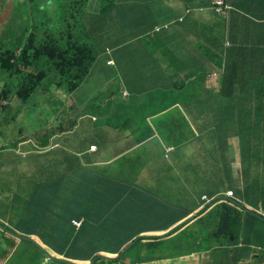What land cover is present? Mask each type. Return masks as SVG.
I'll return each instance as SVG.
<instances>
[{"label": "crops", "instance_id": "crops-1", "mask_svg": "<svg viewBox=\"0 0 264 264\" xmlns=\"http://www.w3.org/2000/svg\"><path fill=\"white\" fill-rule=\"evenodd\" d=\"M211 1L127 0L136 4L130 19L122 10L99 18L94 42L113 27L83 85L73 93L58 86L49 93L39 90L35 101L17 106L13 100L10 108L18 109L20 131L30 127L32 107L50 108L48 128L22 132L17 151L16 143L3 144L6 136L0 143V168L10 166L0 177L11 178L13 166L25 175L17 187L0 184V201L3 194L8 201L18 197L16 217L22 220L28 211L34 183L106 187L104 179L111 178L141 185L155 197L148 202V217L135 216L152 228L120 254L98 256L121 258L138 242L114 264H264V24L259 22L264 0H237L244 12L235 0H225L230 9L223 15L215 13ZM46 3L52 15L62 5ZM89 7L98 12V0ZM145 13L158 20L160 30L143 32L137 16ZM213 52L217 78L211 68L203 70L206 53ZM7 129L4 124L2 131ZM27 132H34L32 138ZM8 201L0 207V235H5L0 264H61L55 259L81 264L74 260L75 251L59 254L65 237H55L58 231L44 239L29 227L30 232L19 229L21 220L9 222ZM223 204L229 208H217ZM68 208L65 221H57L66 231L73 226L66 220H77L73 215L80 211L72 203ZM221 226L229 234L224 229L218 236ZM151 236L162 239L147 249L140 240Z\"/></svg>", "mask_w": 264, "mask_h": 264}, {"label": "trees", "instance_id": "trees-1", "mask_svg": "<svg viewBox=\"0 0 264 264\" xmlns=\"http://www.w3.org/2000/svg\"><path fill=\"white\" fill-rule=\"evenodd\" d=\"M3 1L7 3L8 0ZM32 1L33 6L30 5L31 8L29 6V11H31L29 14L24 8H28L26 3ZM42 1H14L18 10L12 12L9 19H12L15 29L11 28L9 31L12 36L0 38V71L2 76H7L0 92V108L3 110L10 108L16 98L22 104H26L40 90L41 85L50 75L57 76V80L59 78L58 87L68 93H73L92 73L99 58L100 43H103L104 35L113 27L110 25L107 30L98 33L95 42L92 41L90 35L95 34L96 29L98 30L99 27H95L101 23L99 18H112L116 11L119 13L122 10L124 15L127 14L124 18L130 19L136 5L127 0H98L100 8L95 13L89 11L91 8L89 5L91 6L94 0H71L68 6L59 5L52 15L48 12L50 10L47 3L42 4ZM235 2L238 9L247 10L243 6L239 7L241 1L235 0ZM61 14H63L62 23L60 22ZM85 15L89 18L88 26L78 25L77 23L85 21ZM137 17H139V24L143 26V32L155 30L158 27V20L151 19L147 13ZM259 22L264 24V19ZM12 42L15 43L14 46L9 47L13 44ZM203 62L206 65L204 70L211 68L212 72L218 67L213 65L216 62L214 52L206 53ZM217 64L220 65V63ZM203 72L201 76L206 77L207 71ZM237 84L240 86L239 83H234L235 87L238 86ZM182 85L180 88L186 89L183 83ZM223 86L227 87L225 80H222ZM104 181L108 186L105 187L95 182H87L88 187L86 184L65 186L61 181L49 184L34 183L32 184V186L35 185L32 188L33 194L28 197L25 204L28 211L25 212L22 220L14 214L18 205V197L13 196L9 201L3 198L4 200L0 201V207L8 201L6 212L10 216L9 222L14 223V220H21L20 226L18 224L14 226H19V229L23 228L26 232H30L27 229L29 227L33 234L49 239L55 236V231H58L59 236L55 237H65L59 243L62 247L59 254L75 251L78 257L74 260L81 264H88L92 260H94L92 264L98 262L105 264L107 261L109 264L110 259L106 260L105 254L104 258L98 254L101 252L120 254L136 236L151 231L149 230L152 228L151 225L143 224L135 216L148 217L146 211H152L148 207V202L156 199L147 191L131 183L111 178H106ZM71 203L76 205L77 210L80 209L73 215V218L82 219V222L80 227L75 228L70 225L69 231H66L65 226L59 225L57 221H65L67 212L71 211V208H68ZM224 207L229 208L225 204L217 208L223 209ZM215 214L220 216L219 211H215ZM66 221L69 224L71 219ZM161 222L162 220H158V223ZM48 229L53 232L46 233ZM224 229L223 226L219 228L218 236L220 232L225 231L229 234V231L226 229L224 231ZM160 239L162 238L151 236L143 237L140 241L143 240L149 249L153 246L151 242H157L156 245L159 246ZM135 243L128 246L123 256L137 246ZM71 246L73 249L75 246L76 250L69 249L72 248ZM87 253L90 255L82 256ZM94 254L96 255L93 256ZM61 264L66 263L61 262Z\"/></svg>", "mask_w": 264, "mask_h": 264}, {"label": "rangeland", "instance_id": "rangeland-1", "mask_svg": "<svg viewBox=\"0 0 264 264\" xmlns=\"http://www.w3.org/2000/svg\"><path fill=\"white\" fill-rule=\"evenodd\" d=\"M13 1H15V0H8L7 3H4L3 0H0V7L2 8V10L0 11V15H1L0 16V38H3V37L6 38L8 36H12L9 33V31L11 30V28L15 29L12 19H9V16L11 17L12 12L14 13L15 11L18 10L17 9V5H15L13 7ZM69 1L70 0H62V2H61V0H55V2L57 4H62L61 6H67ZM32 4H33V1L32 2H27L26 6L28 8H24V10H26V12L29 13V14H31V11H29V10L31 8L30 5H32ZM95 5H96V2H95ZM29 6H30V8H29ZM12 7H13V10H12ZM82 7H83V5H82ZM11 10H12V12H11ZM6 14H7V16H6ZM19 15H21V13H19ZM64 18H65V16H64ZM88 20H89L88 16L85 15V21L83 23H77V24L78 25H83V26H86V25L88 26V24H89ZM60 22L61 23L63 22V14H61ZM93 37H95L94 33L90 35V38H92V41H93ZM14 44L15 43L11 44L9 47L14 46ZM198 70H201V68H199ZM6 80H7V76H2L1 75V71H0V92H1V90L3 88V86L5 85V81ZM217 81L218 80H215L214 84H216ZM96 82H97V79L92 82V84L89 86V88L93 89L95 84H96ZM57 83L58 82L56 81L55 76H49L43 82V84L41 85L40 90H45L47 93L53 92V91L57 90L56 89L57 88ZM48 95L49 94L45 95L46 98L48 97ZM31 100L35 101L36 98H31ZM37 100L40 101V98H37ZM14 101L15 102H13V104H15V106H17V105H19L21 103V101L18 98L14 99ZM59 104H62V103L60 102ZM63 106L64 107L62 109H65L66 106L65 105H63ZM17 111H18V109L14 110L13 108H6L5 110L0 108V124H3V126H0V143H2V138H4L6 136L5 139H3V144H6V140L8 142H10V143H16V145L13 146V150L14 151H15V149L17 151V149L20 148L19 144H20V137L23 136L21 134L22 132H24V131H26L28 129H37L38 125H40L39 127L42 130H46L48 128V126L44 122L47 121L50 118V108H47V106H45L43 104H39V106L32 107L30 109L29 113H28L30 115V117L33 118L30 121V127H25L22 131H20L21 121H20V118L17 119L18 116H15ZM4 124H6V127L8 128L6 131H2V130H4ZM40 128H38V129L40 130ZM33 133L34 132H32V133L27 132V134H25V135H27L26 138L27 139L32 138V134ZM9 167L10 166L8 164V167H5L3 169L0 168V172L9 171ZM13 167H15V169L11 170V173H12V177L11 178L0 177L1 186H8L10 184L12 187H17L21 183V181L25 180L24 179L25 175H23L24 177H20L19 176V173L21 172L20 167L19 166H13ZM23 174H25V173L23 172ZM139 182L141 184H146L147 183L146 180H144V183H142L141 181H139ZM151 185H156V184H151ZM138 186L140 187L141 185H138ZM1 195H2V193H1ZM2 197L3 198H7L8 195L7 194H3ZM10 197H11V195H10ZM77 221H78V219H77ZM3 236H5V235H0V237H3ZM17 254H18V252H17ZM21 254L23 255V252ZM18 256H20V255L18 254ZM109 264H114V260L110 259Z\"/></svg>", "mask_w": 264, "mask_h": 264}, {"label": "built area", "instance_id": "built-area-1", "mask_svg": "<svg viewBox=\"0 0 264 264\" xmlns=\"http://www.w3.org/2000/svg\"><path fill=\"white\" fill-rule=\"evenodd\" d=\"M213 5H214V7H215V11H216L217 13L220 14V13L223 12V0H214V1H213ZM94 149H95L94 146L91 147V150H94ZM229 195L232 196L233 193H232V192H229ZM71 224H72L75 228H78V227L80 226L81 222H80V221H77V220H72V221H71Z\"/></svg>", "mask_w": 264, "mask_h": 264}, {"label": "clouds", "instance_id": "clouds-1", "mask_svg": "<svg viewBox=\"0 0 264 264\" xmlns=\"http://www.w3.org/2000/svg\"><path fill=\"white\" fill-rule=\"evenodd\" d=\"M213 1H214V0L211 1V6L213 7V9H214V11H215V7H214V5H213ZM229 9H230V6H229L228 4L225 3V0H223V12L220 13V15L225 14ZM215 13H216V14H219V13H217L216 11H215ZM160 28H161V27H157L156 31L160 30ZM110 63H111V62H110ZM203 70H204V69H203ZM50 76H51V75H50ZM212 76H213V78H217V77H219V73H218V72H213V71H212ZM91 147H93V146H91ZM91 147H90V150H91ZM94 147H95V149H96V146H94ZM95 149H94V150H95ZM94 150H91V151H94ZM232 193H233V192H232ZM228 196H229V197H232L233 195L230 196L229 193H228ZM99 256H101V255H99ZM102 256H103V255H102ZM103 258H104V256H103ZM91 264H92V263H91Z\"/></svg>", "mask_w": 264, "mask_h": 264}, {"label": "water", "instance_id": "water-1", "mask_svg": "<svg viewBox=\"0 0 264 264\" xmlns=\"http://www.w3.org/2000/svg\"><path fill=\"white\" fill-rule=\"evenodd\" d=\"M100 257H102L103 258V256L101 255ZM50 259H51V257H50ZM55 260H58V261H60V262H62V263H70V264H73V263H71V262H69V261H67V260H63V259H55ZM91 263H92V261H91ZM90 263V264H91ZM76 264V263H75Z\"/></svg>", "mask_w": 264, "mask_h": 264}]
</instances>
